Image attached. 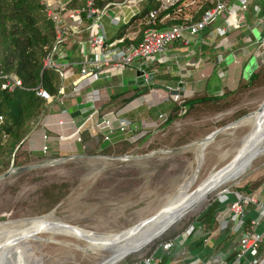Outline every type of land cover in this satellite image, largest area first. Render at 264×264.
<instances>
[{
	"label": "rangeland",
	"instance_id": "374dc122",
	"mask_svg": "<svg viewBox=\"0 0 264 264\" xmlns=\"http://www.w3.org/2000/svg\"><path fill=\"white\" fill-rule=\"evenodd\" d=\"M256 21L258 22V20ZM229 84L228 82L223 83L217 92L235 89L228 86ZM202 88L204 89L205 86L194 85L192 91L195 92ZM155 91L158 96H164L165 100L158 98L156 94L146 92L142 98V106L134 112V121L129 119L133 123L132 130L124 137L131 139L132 145L111 147L112 154H105L99 147L103 144L102 141L91 137L87 139L90 146L85 151L78 147L77 152L92 156L120 157L143 156L161 149L180 148L201 141L214 131L255 112L264 102V87H262L239 95L233 103L236 105L228 110L179 117L173 122L167 123L163 120L155 121L148 118V107L168 104L172 99L170 93L168 94L169 100H166L165 91L160 89ZM188 93V88L181 91V95H190ZM138 101L140 102V100ZM105 103L100 106V108L103 107L100 111L104 114L119 113L121 108L127 104L125 99L120 97L106 100ZM248 130L249 127H242L235 134L227 133L225 135L224 133L214 140L206 150L198 183L206 179L214 169L220 168L232 160L240 147L241 139L248 133ZM91 136L97 137L92 134ZM68 141H74V139L71 138L64 142ZM95 145L96 149H94ZM262 149V142H260L253 145L248 151L257 150L261 154ZM194 150L195 146H192L180 152L157 154L151 159L133 161L81 159L55 167L29 171L27 176L21 178L19 174L11 176L0 183V227L10 221L43 217L53 212L59 221L99 234H115L143 226L159 210H162L174 193L179 190L197 157ZM38 155L40 154L32 153L31 161L25 165L47 160H37ZM54 155L62 157L67 155V152L59 151L46 156ZM73 163L79 165V172H75L74 167L66 166ZM256 181L263 182L256 191H262L261 198L264 199V192L261 189L264 185V155L254 160L243 176L230 181L208 195L170 226L163 235L118 264H130L136 259L144 257L156 247V243L160 239L190 225L223 189L239 190V188ZM51 184L59 186L64 184V187L67 185V188L61 187L55 193L54 197H58V201L49 208L46 201H39V192L45 185ZM18 225L0 228V235ZM39 239V241H30L25 245V264H100L107 258V254L103 252L93 254L82 251L85 243L81 240L49 236H40ZM212 240L211 246L224 248V245L218 243V236L213 237Z\"/></svg>",
	"mask_w": 264,
	"mask_h": 264
},
{
	"label": "built area",
	"instance_id": "2783aa9c",
	"mask_svg": "<svg viewBox=\"0 0 264 264\" xmlns=\"http://www.w3.org/2000/svg\"><path fill=\"white\" fill-rule=\"evenodd\" d=\"M147 1L124 0L120 3L108 4L103 9H100L96 6L94 0H87L81 10H68V2L60 5L57 11L48 9V16L54 23L57 33V47L64 40L65 34H87L89 52H87L88 49L84 50L83 53L86 55L87 60L80 69L85 85L92 86L111 78L113 74L105 75L104 71L106 69H113L115 74L121 75L131 69L136 63L139 64L140 68H145L152 63L156 56L165 52L174 43L181 42L184 47H189L192 39L200 37L205 31L210 29L213 35L224 36L240 28V14L243 16L247 14L252 4L251 0H202V3H208L211 7L203 13L198 22H192V17L185 15L181 18V15L184 13L185 8L195 3V0H153L158 4V8L149 12L148 20L150 24L155 25V20L160 13L168 12L172 9H174V20L182 19L183 22L164 29L149 27L144 31L137 43L133 40L128 43L124 37L110 39L106 35L103 20L106 16H109V12H113L111 24L114 27H120L125 24L124 8H130L133 11V18H137L142 11L143 4ZM197 1L199 2V0ZM260 3L263 6L264 0H260ZM199 4L198 9L201 7L200 2ZM262 6L256 5L255 12L260 14ZM82 13H85L86 19L90 21V24L85 29L82 28L84 21ZM258 22L259 25H264L263 17H259ZM260 41L258 42L259 48L255 56L264 64V37ZM57 47L55 48V53H57ZM221 61L222 59H220V63ZM235 62L238 63V61ZM46 66L59 71L64 68L63 62H59L54 57H50L46 61ZM147 80L148 77L145 75V81L147 82ZM20 86V81L12 80L4 84L2 88L14 90L15 87ZM152 87L151 85L148 88V92L155 95L156 92ZM186 89L183 83L178 87L170 88L165 93L166 100H169V93L171 94V100H178L186 96V94L181 95V91ZM79 90L80 87H75L72 89V93L75 94ZM177 94L179 96H175ZM43 95L48 100H51L45 93ZM174 96L176 97L175 99ZM158 98L165 100L162 95H159ZM65 99V96L62 97L59 94L56 99L50 102L48 110L52 109L55 103L62 108L61 106L65 105ZM90 101L93 103V107L90 108V113L83 124L75 129L73 135L71 137L59 135L57 151H65L64 141L71 138L74 139L75 143L83 145L82 138L78 135L80 129H85L95 135H103V144H114L120 140H131L124 136L132 130L133 123L129 119L122 117L124 114L114 112L101 113L96 108L97 102L100 101L98 91H93ZM62 112L66 113V110ZM159 120L167 121V116L161 115ZM62 124L63 122L60 121V125ZM118 133L122 135V138L116 141L113 137ZM43 141L44 144L41 151L44 155H49L51 146L50 136L47 133L44 134ZM83 149H85L84 145ZM261 189L264 192V185ZM260 192L261 194L258 195L256 193L247 194L239 190L226 189L218 194L214 201L219 202L223 207L218 218V229L204 240L202 250L196 254H192L186 248H183V243L186 239L197 238L198 233L201 231L199 224L191 223L175 238L158 243L150 255L138 258L130 264H161L164 258L170 256H172L171 264H264V199L261 198L262 191ZM253 211L257 213L256 217L248 220ZM215 236L219 237L218 243L220 245L226 243L227 247L216 248L212 245V254L205 262L200 254L206 251Z\"/></svg>",
	"mask_w": 264,
	"mask_h": 264
},
{
	"label": "trees",
	"instance_id": "16d2710c",
	"mask_svg": "<svg viewBox=\"0 0 264 264\" xmlns=\"http://www.w3.org/2000/svg\"><path fill=\"white\" fill-rule=\"evenodd\" d=\"M86 1L70 0L67 9L81 10ZM94 1L97 7L103 9L108 4L120 3L124 0ZM210 7L211 5L203 2L200 9L194 13L192 22H198ZM157 8L158 4L153 0L143 4L141 13L135 19L138 21L135 26L138 35L137 41L134 42H139L144 31L149 27L164 29L183 22L182 19L174 20V9H172L160 13L155 25L150 24L148 14ZM82 18L84 20L82 28L85 29L90 21L86 19L85 13H82ZM127 42L131 40L127 39ZM57 44L55 25L48 16V8L43 0H0V175L10 168L12 161L16 167L31 161L32 153L24 149L27 137L36 127L40 128V125H37L42 117L47 115L50 102L59 96L61 90L60 71L46 66V61L50 57H57L54 52ZM149 70L153 73V67H149ZM12 80L20 81L21 86L15 87L14 90L2 88ZM262 87H264V66H261L248 80L243 79L235 89H226L219 93L203 90L178 100H170L168 104L148 107V118L157 121L161 115H166V122L171 123L179 117L222 112L235 106L236 103H233L239 95ZM43 93L51 100H48ZM61 107L65 109V105ZM122 117L134 121V112L124 114ZM78 135L81 136L86 148L90 146L87 139L98 138L101 143L104 139L103 135L91 136V133L85 129H80ZM131 143L130 140H120L114 144H101L99 147L105 154H112L111 147L130 146ZM96 147L95 145L94 149ZM43 155H38L37 160L58 157ZM66 166L74 167L75 172L80 170L79 165L74 163ZM27 175L28 172L19 174L20 178ZM262 184V181H256L239 188V191L260 195L261 192H257L256 189ZM61 187L65 188L64 184L45 185L39 192V201H46L51 208L58 201V197L54 195ZM222 208L219 202L214 201L192 221L201 227L197 236L198 247H201L204 240L218 229V218ZM256 215L257 213L253 211L248 220L255 218ZM188 226L160 239L156 244L175 238ZM224 246L227 247V244L225 243ZM150 254L151 251L146 255ZM171 261L172 256L166 257L161 264H171Z\"/></svg>",
	"mask_w": 264,
	"mask_h": 264
},
{
	"label": "crops",
	"instance_id": "0c3cea01",
	"mask_svg": "<svg viewBox=\"0 0 264 264\" xmlns=\"http://www.w3.org/2000/svg\"><path fill=\"white\" fill-rule=\"evenodd\" d=\"M43 2L51 11H57L60 5L69 2V0H43ZM199 2L202 4V0H199ZM199 2L195 0V5L185 8L181 18L188 15L192 17L191 21H193L194 13L199 8ZM251 2L250 11L244 16L242 14L239 16L240 28L224 36H215L210 29L205 31L200 37L192 39L189 47H184L181 42H176L165 52L156 56L152 63L145 68H140L139 64L136 63L131 69L121 75L115 74L113 69H106L104 71L105 75L113 74L112 77L92 86L85 85L84 78L80 74L81 66L87 60L86 55L83 53L85 49H88L87 34H65L64 40L57 47L56 53V59L61 63L63 62L64 66L60 71V95L66 97L65 109L60 108L55 103V106L48 110L40 128L34 129L31 136L27 138L24 149L33 154H43L41 151L44 144L43 136L47 133L50 136L51 146L49 155L59 152L57 151L59 135L71 137L75 129L83 124L90 113V109H87L70 115L68 109L76 105L78 97H81L83 102L90 101L94 90L98 91L100 96V101L97 102L96 108L101 110L103 107L100 108V106L106 104V100L120 97L125 99L127 104L121 108L119 114H128L129 112H135L142 106V98L149 91H145V89L151 85L155 91L157 89L154 85L170 89L183 83L189 89L188 94L190 95L203 90L219 93L217 91L221 89L222 84L227 82L230 83L228 86L236 88L243 79L248 80L252 74L263 66V64L259 65L253 70L251 75H248L249 65L258 49V42L264 36V25H259V22L256 21L259 17L264 19V5L262 6L260 0H251ZM188 4L190 3L188 2ZM256 5L262 6L260 14L255 12ZM112 13L109 12L110 17L106 16L103 20L106 35L110 39L124 37L137 41L138 34L135 31V26L138 21L133 18V11L128 7L123 9L125 24L120 27H114L111 24ZM87 52H89V49ZM220 59H222L221 63ZM235 61H238V63ZM149 67H153V73L150 72ZM150 74L153 75L152 83L145 82V80L138 82V79L145 77V75L149 78ZM194 85L205 86V88L194 92L192 91ZM75 87H80V90L73 94L72 89ZM65 110L66 113H63L62 111ZM60 121L63 122L62 125H60ZM91 134L97 136L93 133ZM113 138L117 141L122 138V135L118 133ZM63 146L65 151L63 150L62 152H67V155L68 153L79 154L80 152H77L78 147H81L83 151L86 149V146L83 149V145L74 141L64 142ZM196 243L197 238L186 239L183 243V248H186L192 254H196L202 250V246L198 247ZM211 248L212 246L210 245L204 253L200 254L205 262L212 254Z\"/></svg>",
	"mask_w": 264,
	"mask_h": 264
},
{
	"label": "bare ground",
	"instance_id": "6f19581e",
	"mask_svg": "<svg viewBox=\"0 0 264 264\" xmlns=\"http://www.w3.org/2000/svg\"><path fill=\"white\" fill-rule=\"evenodd\" d=\"M242 127H249V130L241 139L240 147L237 149L232 160L228 164L214 169L206 179L198 183L208 147L219 135L224 133L225 135L227 133L229 135L235 134ZM260 142H262L263 146L261 154L257 150L248 151L253 145ZM192 146H195L194 151L197 157L194 159L189 175L184 179L179 190L174 193L166 206L163 209L161 208L162 210H159L145 225L136 226L137 228L132 230L121 231L115 234H99L59 221L54 215L55 212L43 217L10 221L3 224L0 228L4 229L14 224L19 225L0 235V264H25V245L34 239H39L40 236L68 237L78 241L81 240L85 243V247L82 248V251L85 253L91 252L96 254L103 252L107 254V258L100 264L120 263L126 256L136 253V250L141 245L149 242L167 223L179 216L188 207L198 205L211 193L217 191L230 181L237 179L236 177L243 176L251 167L253 163L251 162L252 159H257L264 155V102L255 112L247 114L233 123L214 131L206 138L193 143L189 147ZM189 147L180 151L186 150ZM180 151L161 149L156 151L155 155ZM95 159L119 161L111 158ZM225 190L223 189L221 192Z\"/></svg>",
	"mask_w": 264,
	"mask_h": 264
},
{
	"label": "water",
	"instance_id": "95a60500",
	"mask_svg": "<svg viewBox=\"0 0 264 264\" xmlns=\"http://www.w3.org/2000/svg\"><path fill=\"white\" fill-rule=\"evenodd\" d=\"M259 51H262V50H259ZM253 58H254L253 61H251L250 65H249V70H248L249 74L248 75H251L253 73V70L256 67H258L259 65H262V61L261 60H257L256 56H254ZM144 80H145V77H143L141 79H138V82L140 83V81L143 82ZM147 82L148 83H152L153 82V75L152 74L149 75V78H148ZM154 87L156 89H160V90H165V91L169 90V89L164 88L163 86H160V85H154ZM147 90H148V88L145 89V91H147ZM92 107H93V103L91 101L90 102H83V99L81 97H78L76 99V105H74L73 107L69 108L68 109V113L70 115H72V114H75V113H77L79 111L90 109ZM45 117H46V115H44L42 117V119L40 120V122H39V124L37 126L41 125V123L44 121ZM32 133H33V131L28 135V137L31 136ZM191 145L192 144L187 145V146H183V147H180V148H176L175 151H180V150L185 149V148H187V147H189ZM155 154H156V151H154V152H152V153H150L148 155H143V156H120V157H103V156H96V155L92 156V155H87V154H69V155H65V156H62V157H58V158L47 159V160H45L44 162H41V163L31 164V165H24V166H18V167H16L14 165V161H12L10 168L6 172H4V173H2L0 175V183L2 181H4L5 179H7V178H9L11 176H14V175H18V174L29 172V171H33V170L48 168V167H55V166H59V165L65 164L67 162L81 160V159L86 160V159H95V158H111V159L121 160V161H133V160H138V159H141V160L142 159H144V160L145 159H151L152 157L155 156ZM254 160H256V159L255 158L252 159L251 162H253ZM236 178H238V177H236ZM194 206L195 205H192V206L188 207L179 216H177L176 218L171 220L169 223H167L157 235H155L153 238H151L149 240V242L150 241L152 242L153 240H155L159 236L163 235L169 229L170 226H172L175 222H177L180 218H182L186 213H188L191 209H193ZM36 240H40V239H34L32 241H36ZM149 242H146L143 245H141L136 250V252H138L143 247H145L146 244L149 243ZM127 257L128 256H126L125 258H127Z\"/></svg>",
	"mask_w": 264,
	"mask_h": 264
}]
</instances>
